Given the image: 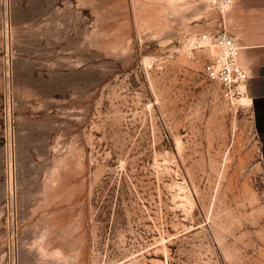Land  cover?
<instances>
[{
  "label": "rangeland",
  "instance_id": "1",
  "mask_svg": "<svg viewBox=\"0 0 264 264\" xmlns=\"http://www.w3.org/2000/svg\"><path fill=\"white\" fill-rule=\"evenodd\" d=\"M220 1L0 0V264H264L263 134L188 56Z\"/></svg>",
  "mask_w": 264,
  "mask_h": 264
},
{
  "label": "crops",
  "instance_id": "2",
  "mask_svg": "<svg viewBox=\"0 0 264 264\" xmlns=\"http://www.w3.org/2000/svg\"><path fill=\"white\" fill-rule=\"evenodd\" d=\"M216 21L203 23V29L224 31L240 46L239 64L249 75L253 122L264 139V0H231Z\"/></svg>",
  "mask_w": 264,
  "mask_h": 264
},
{
  "label": "built area",
  "instance_id": "3",
  "mask_svg": "<svg viewBox=\"0 0 264 264\" xmlns=\"http://www.w3.org/2000/svg\"><path fill=\"white\" fill-rule=\"evenodd\" d=\"M229 4L231 0H221L219 9ZM187 48L192 59L203 55L202 73L217 86L225 102L248 99L249 75L239 64L241 48L234 37L224 31L202 32L188 40Z\"/></svg>",
  "mask_w": 264,
  "mask_h": 264
},
{
  "label": "bare ground",
  "instance_id": "4",
  "mask_svg": "<svg viewBox=\"0 0 264 264\" xmlns=\"http://www.w3.org/2000/svg\"><path fill=\"white\" fill-rule=\"evenodd\" d=\"M243 103H244L245 105H250V101H249V99H246V98L243 99Z\"/></svg>",
  "mask_w": 264,
  "mask_h": 264
}]
</instances>
